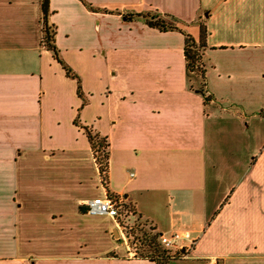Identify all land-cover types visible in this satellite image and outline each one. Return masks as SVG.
Masks as SVG:
<instances>
[{
    "label": "crops",
    "instance_id": "obj_1",
    "mask_svg": "<svg viewBox=\"0 0 264 264\" xmlns=\"http://www.w3.org/2000/svg\"><path fill=\"white\" fill-rule=\"evenodd\" d=\"M49 10L81 96L41 46L40 0H0V264H154L121 231L109 238L110 216L87 213L108 192L161 235L188 232L180 252L197 262L264 264V0ZM144 13L174 17L195 41L205 26L207 104L184 35L126 19ZM82 126L109 142L107 190Z\"/></svg>",
    "mask_w": 264,
    "mask_h": 264
},
{
    "label": "trees",
    "instance_id": "obj_2",
    "mask_svg": "<svg viewBox=\"0 0 264 264\" xmlns=\"http://www.w3.org/2000/svg\"><path fill=\"white\" fill-rule=\"evenodd\" d=\"M40 7L42 12V28H41V46L47 51L52 53L54 60L62 66L65 74L69 78L78 79L74 76L73 72L68 66L61 60L59 56L58 49L55 46V26L49 24L48 16L50 14L49 10V0H40ZM90 9L92 7L89 6ZM127 20L141 19L148 27L157 29L160 32L178 31L184 35V59L185 66L188 76L191 75L200 77L202 84L200 87L195 88L203 97L204 103L207 104L210 101L209 96H205V65L203 62V51L206 48V29L205 26L201 25L199 40L195 41L189 34L182 31L177 25V21L174 17L169 15H160L158 13H144L135 15H126ZM193 88V86L191 85ZM80 85L78 81V94H80ZM81 96V94H80ZM85 102H83L82 106ZM264 117V111L260 113ZM90 148L98 166L100 176L102 178V183L107 190V169L109 164V142L106 137H102L98 133H94L90 128L82 126ZM112 199L116 200L118 204V218L120 226L125 229L124 235L127 238L128 245L133 250L134 258L150 261L154 264H170L171 262V251L163 248L159 243V236L161 235L157 232L156 228L144 221L141 218L133 205L131 203H126L116 195L107 194ZM86 210V209H85ZM81 209V211H85ZM136 217V222L134 224L130 223V220ZM143 220L144 223H138ZM148 224V228L146 229ZM113 256V255H111Z\"/></svg>",
    "mask_w": 264,
    "mask_h": 264
},
{
    "label": "built area",
    "instance_id": "obj_3",
    "mask_svg": "<svg viewBox=\"0 0 264 264\" xmlns=\"http://www.w3.org/2000/svg\"><path fill=\"white\" fill-rule=\"evenodd\" d=\"M133 176V174H131ZM87 213L89 215H107L110 216L118 228L119 222L118 218V204L116 200L112 199L108 195L103 198H95L93 200L87 201L85 203ZM190 234L188 232H174L170 235H160L159 243L160 245L167 250H176L181 251L185 249V246H182V242L185 239H189ZM134 256V253H133Z\"/></svg>",
    "mask_w": 264,
    "mask_h": 264
},
{
    "label": "rangeland",
    "instance_id": "obj_4",
    "mask_svg": "<svg viewBox=\"0 0 264 264\" xmlns=\"http://www.w3.org/2000/svg\"><path fill=\"white\" fill-rule=\"evenodd\" d=\"M190 83H192L194 86H196V87H200V85L202 84V80L200 79V77H197V76H195V75H191V78H190ZM88 218V217H87ZM104 219V221L106 222V223H108L109 221L107 220V218H103ZM92 220V219H91ZM95 220V219H94ZM93 220V221H94ZM137 220H136V217H133V219H131L130 220V223L131 224H134L135 222H136ZM112 223V230H110L109 231V233H108V236H109V238L110 239H115V237H114V233H113V231L115 230L117 233H118V235H119V233H120V231L124 234V232H125V229L123 228V226H120L119 225V227L120 228H118V227H116V226H114V224H113V222H111ZM138 223H144V221L143 220H140ZM148 228V224H147V227H146V229ZM125 236V235H124ZM125 238H126V236H125ZM116 240H117V237H116ZM126 240H127V238H126ZM128 243V242H127ZM129 246V245H128ZM101 247V246H100ZM129 248H130V246H129ZM98 249H100V248H98ZM98 249H96V250H98ZM191 249V248H190ZM189 249V250H190ZM100 250H102V249H100ZM130 251L133 253V250L130 248ZM189 254H190V251L188 252V253H182V252H180V251H176V250H172L171 251V257H172V259H171V262H170V264H209L208 262H197V261H195V260H193L190 256H189Z\"/></svg>",
    "mask_w": 264,
    "mask_h": 264
}]
</instances>
